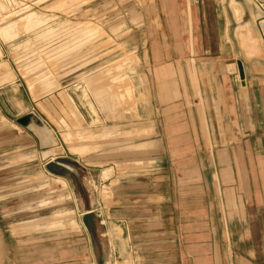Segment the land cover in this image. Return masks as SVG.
<instances>
[{"label": "rangeland", "instance_id": "374dc122", "mask_svg": "<svg viewBox=\"0 0 264 264\" xmlns=\"http://www.w3.org/2000/svg\"><path fill=\"white\" fill-rule=\"evenodd\" d=\"M149 1L0 0V70L17 75L19 111L37 114L53 141L42 148L26 128L36 149L0 150V264H92L74 217L115 203V174L157 171L173 197L177 171L152 66L166 59L168 29L147 17Z\"/></svg>", "mask_w": 264, "mask_h": 264}, {"label": "crops", "instance_id": "0c3cea01", "mask_svg": "<svg viewBox=\"0 0 264 264\" xmlns=\"http://www.w3.org/2000/svg\"><path fill=\"white\" fill-rule=\"evenodd\" d=\"M146 7L168 29L153 83L179 185L171 197L157 171L115 174V203L74 217L88 241L84 260L264 264V0H151ZM0 80V150L36 149L26 128L10 122L14 112L26 113L19 78L4 66Z\"/></svg>", "mask_w": 264, "mask_h": 264}, {"label": "water", "instance_id": "95a60500", "mask_svg": "<svg viewBox=\"0 0 264 264\" xmlns=\"http://www.w3.org/2000/svg\"><path fill=\"white\" fill-rule=\"evenodd\" d=\"M237 64H238L239 76L241 79H243L244 78V72H243L242 62L240 60H237ZM16 122L19 123L20 125L24 126L25 128H31L33 130H34V128H33L34 126H37L40 128L46 127V125L42 122L41 118L37 114H35L33 111L26 112L25 114L19 116L16 119ZM34 132H36V131L34 130ZM37 136H38V134H37ZM38 140L40 143V147H42V148L47 147V146L52 144V142L43 143L39 136H38Z\"/></svg>", "mask_w": 264, "mask_h": 264}, {"label": "bare ground", "instance_id": "6f19581e", "mask_svg": "<svg viewBox=\"0 0 264 264\" xmlns=\"http://www.w3.org/2000/svg\"><path fill=\"white\" fill-rule=\"evenodd\" d=\"M33 128L43 143H46V142H52L53 143L51 132L47 127L40 128V127L34 126ZM49 153H51V152L49 150H47V151H45V153L43 155H48Z\"/></svg>", "mask_w": 264, "mask_h": 264}]
</instances>
